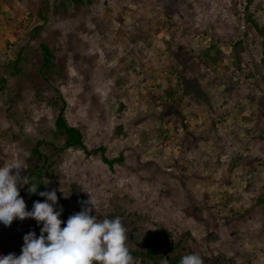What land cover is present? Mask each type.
<instances>
[{"label": "rangeland", "instance_id": "374dc122", "mask_svg": "<svg viewBox=\"0 0 264 264\" xmlns=\"http://www.w3.org/2000/svg\"><path fill=\"white\" fill-rule=\"evenodd\" d=\"M12 8L29 17L24 34ZM258 28L264 0H0V164L28 151L22 175L70 193L57 191L62 220L91 195L93 214L121 218L130 251L151 235L169 257L264 264ZM57 92L87 152L60 150ZM29 231L33 218L0 226V255H19Z\"/></svg>", "mask_w": 264, "mask_h": 264}, {"label": "clouds", "instance_id": "9594fccd", "mask_svg": "<svg viewBox=\"0 0 264 264\" xmlns=\"http://www.w3.org/2000/svg\"><path fill=\"white\" fill-rule=\"evenodd\" d=\"M28 151H18L12 159L0 164V226L8 227L14 220L33 218L40 226L39 235L29 231L23 236L19 255H0V264H134L127 240V229L119 216L108 218L97 213V203L91 195L84 201L81 210L62 220L63 209L58 208L59 190L39 191L43 201L33 202L26 209L20 189L28 185L27 191L35 194L37 183L22 170L28 169ZM63 224V227H62ZM161 264H169L162 259ZM179 264H203L197 253H188L180 258Z\"/></svg>", "mask_w": 264, "mask_h": 264}, {"label": "trees", "instance_id": "16d2710c", "mask_svg": "<svg viewBox=\"0 0 264 264\" xmlns=\"http://www.w3.org/2000/svg\"><path fill=\"white\" fill-rule=\"evenodd\" d=\"M68 2H81V0H68ZM12 11L15 12V16L12 19H8L10 22H15L17 25V31L18 34H24L26 31H28L29 26H31V22L29 21V17L25 16L23 13L21 14L18 9H13ZM19 19V20H18ZM18 20V21H17ZM259 32L263 36V46H264V28H258ZM43 51V61H42V68H50L53 65L52 62V54L49 51V49L45 46H42ZM46 78V77H45ZM48 79V77H47ZM264 80V76H263ZM54 99H60L62 102V107L60 108V111L55 119V128L58 132V134L64 138L65 142L64 145L60 147V150L70 148V147H77L85 152H87V147L83 141V135L82 132L77 129L76 127L70 126L66 118L64 116V107H65V101L63 100L62 96L59 92H57V95H53ZM40 144V143H39ZM38 144V145H39ZM38 148L34 151V153H38ZM100 151H104L102 148ZM102 159L105 163L112 165L115 161H121L122 158H117L115 160H108L104 154H102ZM260 170L264 171V160L259 163ZM39 170V169H38ZM29 171L33 172L32 168H29ZM38 191L35 194L29 193L27 191L28 196H30L32 199L38 200L39 195L38 192L41 191L44 187V184L42 182H39L38 184ZM63 227V225H62ZM40 233V231H39ZM39 233L37 235H39ZM168 248L164 247L161 243H158L151 235H148L146 238V248L143 250H137V251H130L131 255L133 257H140L144 260L150 261L154 264H159L162 259L165 257L169 258L171 261V264H179L180 257L179 255H175L173 257H169L168 253L166 252Z\"/></svg>", "mask_w": 264, "mask_h": 264}]
</instances>
